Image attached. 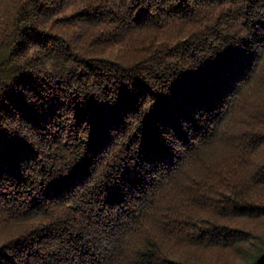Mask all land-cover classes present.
Masks as SVG:
<instances>
[{"label": "trees", "instance_id": "obj_1", "mask_svg": "<svg viewBox=\"0 0 264 264\" xmlns=\"http://www.w3.org/2000/svg\"><path fill=\"white\" fill-rule=\"evenodd\" d=\"M0 264H264V0H0Z\"/></svg>", "mask_w": 264, "mask_h": 264}]
</instances>
